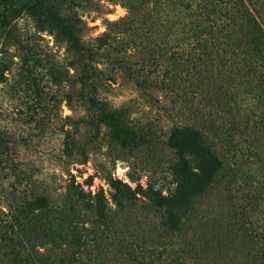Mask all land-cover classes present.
<instances>
[{"label":"rangeland","instance_id":"1","mask_svg":"<svg viewBox=\"0 0 264 264\" xmlns=\"http://www.w3.org/2000/svg\"><path fill=\"white\" fill-rule=\"evenodd\" d=\"M30 1L0 2L7 18L0 22V264H190L202 245L220 264L261 258L264 113L253 112L259 101L198 112V87L186 70L181 94L166 90L160 63L143 62L142 47L124 33L119 21L130 0H60L61 11L73 15L82 41L105 69L98 98L122 109L135 129L136 143L124 145L111 137L107 123L92 119L80 98L75 46L33 13ZM106 32L111 43L100 45ZM121 56L140 70L139 81L117 64ZM182 98L190 100V109ZM192 120L204 124L223 167L189 208L187 231L178 234L167 228L150 195L175 187L178 157L167 142L169 128ZM111 178L131 185L134 200L122 195L127 203L120 206ZM79 187L92 195L103 189L105 217L91 205L90 194L79 199L73 193ZM38 195H46L49 205L32 210L29 200ZM196 223L205 226L194 229Z\"/></svg>","mask_w":264,"mask_h":264},{"label":"trees","instance_id":"2","mask_svg":"<svg viewBox=\"0 0 264 264\" xmlns=\"http://www.w3.org/2000/svg\"><path fill=\"white\" fill-rule=\"evenodd\" d=\"M59 1L31 0L28 6L41 20L47 18L75 46L80 63L79 95L92 119L98 124L107 123L113 139L124 145L135 144V129L123 110L110 109L98 98L105 69L97 65L93 47L82 41L75 18L61 11ZM140 17L142 21L138 23ZM0 22L7 23L1 12ZM119 22L124 24V33L132 34L129 41L142 47L143 62L160 63L159 81L168 87L166 90L181 94L184 78L181 73L182 69L186 70V76L198 87L201 104L196 107L198 112L206 114L223 105H238L239 109L241 101L251 100L260 103L254 106L253 112L264 113V0H130L128 14ZM110 37L109 32L103 33L98 38L102 42L100 45L110 44ZM116 62L135 73L139 81L140 70L132 68L126 56L117 57ZM3 75L1 70L0 80ZM148 76L143 79H149ZM180 102L190 109L188 98ZM241 113L238 114L243 117ZM205 132L204 124L194 120L177 122L169 128L167 142L176 149L178 157L173 166L176 185L168 193L152 190L150 195L153 206L163 211L167 228L178 234L187 231L191 220L189 208L213 185L216 174L223 167L222 158L206 141ZM108 181L120 206L127 203L122 195L134 200L135 190L127 182L113 178ZM73 193L79 199L90 194L97 214L106 216L108 199L103 189L92 195L90 190L79 187L74 188ZM29 205L32 210L46 207L49 198L38 195L29 200ZM204 226L196 223L194 229ZM193 233L195 235L196 231ZM189 239L195 241V237ZM158 245L164 247L163 241ZM203 246L190 264H220ZM260 257L253 259L251 264H264V255Z\"/></svg>","mask_w":264,"mask_h":264}]
</instances>
